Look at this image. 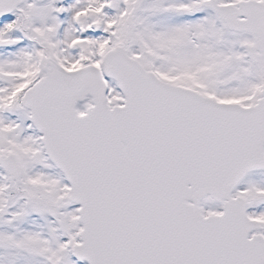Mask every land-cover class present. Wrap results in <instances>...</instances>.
<instances>
[{"label": "snow or ice", "instance_id": "1", "mask_svg": "<svg viewBox=\"0 0 264 264\" xmlns=\"http://www.w3.org/2000/svg\"><path fill=\"white\" fill-rule=\"evenodd\" d=\"M0 264H264V0H0Z\"/></svg>", "mask_w": 264, "mask_h": 264}]
</instances>
